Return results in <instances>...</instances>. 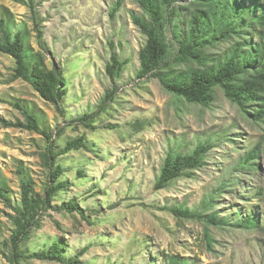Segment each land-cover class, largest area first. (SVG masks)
Here are the masks:
<instances>
[{
    "label": "rangeland",
    "instance_id": "1",
    "mask_svg": "<svg viewBox=\"0 0 264 264\" xmlns=\"http://www.w3.org/2000/svg\"><path fill=\"white\" fill-rule=\"evenodd\" d=\"M114 1L36 0L48 47L42 49L29 8L19 0H0V19L23 30L29 52L41 50L46 66L60 65L67 81L62 115L28 82L12 80L14 58L0 53V115L9 121L24 120L20 104L38 118L43 129L53 132L58 144L82 136L91 147L59 158L68 186L54 200L60 205L77 199L86 217L50 210L22 249L40 251L58 241L66 257H71L86 248L81 264H163L166 253L191 257L194 264H264V154L255 173L238 174L242 184L216 197L220 215L233 216L238 209L254 212L263 228L211 227L216 243L215 251L209 252L205 224L178 219L158 208L166 201L201 208L207 195L234 175L241 155L257 145L263 129L248 122L222 93L213 109L190 103L178 106L158 80L139 79L138 53L145 38L131 19V12L139 7L125 0L112 18ZM112 43L128 60L117 81L115 101L98 117L96 129L69 126L85 113L97 111L112 88L105 71ZM58 127L63 128L60 137ZM209 138L217 146L202 170L166 189L154 188L169 151L186 150ZM46 145L40 133L0 124V184L12 203L19 202L24 180L32 181L36 192L44 191L48 169L41 153ZM13 213L0 198V264H9L6 242ZM22 264L64 263L30 260Z\"/></svg>",
    "mask_w": 264,
    "mask_h": 264
},
{
    "label": "trees",
    "instance_id": "2",
    "mask_svg": "<svg viewBox=\"0 0 264 264\" xmlns=\"http://www.w3.org/2000/svg\"><path fill=\"white\" fill-rule=\"evenodd\" d=\"M31 13L33 28L39 46L48 49L44 37L43 18L36 0H19ZM139 11L131 12V19L145 40L139 50V79H156L162 88L181 103L213 109L222 93L235 105L244 118L263 129L261 140L256 146L241 155L234 175L220 183L203 201L201 208H190L186 204L166 201L158 206L169 211L178 219L195 220L205 224L204 241L209 252L215 251L216 238L211 227L232 226L245 230L263 228L257 214L237 210L233 216L220 215L216 197L223 190H234L242 181L238 174H253L264 154V0H132ZM125 0H115L110 16L114 18ZM23 30L0 19V53L14 58L12 80L28 82L39 95L53 104L57 111L65 114L63 102L67 94V81L60 65L45 64L43 52L30 53ZM105 71L112 81L97 111L85 113L69 123L96 129L101 113L106 112L119 91L117 81L121 79L128 64L113 47ZM24 120L9 121L0 115V124L6 128H19L42 134L47 145L41 153L44 166L48 169V182L44 191L36 192L30 180L21 184L18 203H12L5 186L0 184V198L12 209V225L6 245L9 264H22L30 260L56 261L64 264H81L86 248L76 255L66 257L60 242L40 251L26 252L22 249L34 230L40 229L50 210L78 213L86 217V209L77 199L55 205L58 193L68 186L62 179L64 167L59 158L74 150H91L84 137L68 139L61 144L53 132L43 129L38 118L27 108L18 104ZM108 128H113L108 125ZM63 128H57V137ZM217 143L213 139L200 140L186 150L169 151L160 166L154 183L156 190L166 189L181 178H193L196 171L207 164L210 152ZM81 177L84 176L79 171ZM163 264H194L191 257L179 253H166Z\"/></svg>",
    "mask_w": 264,
    "mask_h": 264
}]
</instances>
